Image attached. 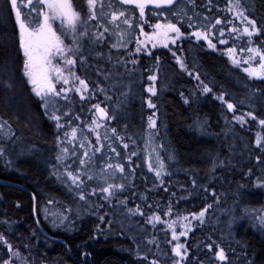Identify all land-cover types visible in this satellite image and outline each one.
Wrapping results in <instances>:
<instances>
[{"label": "trees", "instance_id": "1", "mask_svg": "<svg viewBox=\"0 0 264 264\" xmlns=\"http://www.w3.org/2000/svg\"><path fill=\"white\" fill-rule=\"evenodd\" d=\"M83 1L72 3L85 14ZM103 2L107 11L108 0ZM230 2L235 0H194V4L192 0H180L188 15L168 14L184 34L186 41L177 46L175 55L188 74L168 58L171 52L167 49L148 58L139 57L136 71L124 73L134 34L131 42L119 49L111 47L115 35L106 34L101 44L91 37L86 42L90 48L86 58L96 73L84 74L85 80L91 89H104L103 93L119 106L116 121L125 126V134L137 139L135 152L143 156L147 153L145 87L147 77L156 76V95L149 100L156 105L155 141L167 175L157 178L148 172L141 174L135 167L129 184L113 189L108 197L100 191L101 184L88 178L82 180L81 192H77V185L71 187L59 180L52 163L42 157L54 156L50 147L60 134L52 133L51 124L20 77L23 64L18 27L9 0H0V123L12 132L11 136L23 137L32 153L28 159L17 161L27 150L18 147L11 137L3 146L0 142V182L7 184L0 185V234L13 249L31 256L37 264H152L153 260L174 264L169 234L146 217L153 214L162 218L169 208L173 213L193 214L211 205L203 226L188 234L187 256L181 264H264V229L254 219L264 209V147H256L254 126L239 127L216 99L223 96L225 103L234 105V115L251 113L259 123L264 119V80L233 68L224 54L204 42H195L191 35L193 31H207L212 43L224 45V50L235 47L240 58H247V53L239 50L249 46L248 38L229 31ZM242 4L261 30L252 37L251 46L264 48V0H242ZM151 11L146 9L150 23L164 22L163 15L153 16ZM216 19L222 23L212 27ZM221 39L227 43L221 44ZM204 85L212 91L203 93ZM71 107L72 120L90 121V111L84 104L73 101ZM103 141L100 135L98 148ZM95 142L89 145L91 151ZM80 193L85 195L84 200L79 199ZM139 207L142 215L136 213ZM63 217L67 219L60 223ZM35 221L61 243L43 238ZM220 249L226 256L224 261L216 258ZM9 255L0 245V264Z\"/></svg>", "mask_w": 264, "mask_h": 264}, {"label": "snow or ice", "instance_id": "2", "mask_svg": "<svg viewBox=\"0 0 264 264\" xmlns=\"http://www.w3.org/2000/svg\"><path fill=\"white\" fill-rule=\"evenodd\" d=\"M194 4V0H192ZM211 2V0H209ZM10 10L14 14V21L18 27V38H19V48L22 51L24 62V76L27 78L28 83L32 86V91L37 97L43 102V106L46 111L51 108L50 119L56 122V128L60 129L64 127L60 123L62 117L58 115L59 109L57 108L58 99H68V92L75 91L81 100H85V92H88V84L82 78L75 74L72 69L77 64V57L81 55L82 45L81 40L84 37H91L93 42H100L106 39V34L115 35L116 41L112 43L111 47L119 49L121 47H126V44L130 41L133 35L132 30L138 28L139 32L136 36V49L135 53L139 54L142 50L148 55H152L151 51L148 49L149 44L152 48L157 47V44L167 48L169 43L175 44L177 40H180L184 35L181 32L180 27L177 23L172 22L168 19V14L173 16H187L185 11V5L179 4L178 0H108L107 11H104L105 4L103 0H87V14H83L79 10L75 9L72 0H9ZM101 11L97 12V6ZM175 5V7H173ZM246 5L242 4V0H235V2H230L229 11L235 12L234 19L240 21V26H232L229 31L231 33H239L240 36H245L248 38L247 47H241V53H247L246 59H236L237 49L235 47H229L227 53L232 63L235 66H240L241 63L248 65L243 68V71L250 77L259 80H264V48L258 46H251L253 44L252 37L260 34V29L257 27L256 21L250 19L245 15ZM25 9L27 11H25ZM146 9H151V14L153 16H164V22H154L150 23L146 18ZM166 10L157 12L155 10ZM138 13V16H137ZM191 21V17L188 18ZM207 19V17H205ZM90 21H95L96 24L93 26L97 29H102V31L91 32L88 28ZM220 19L215 20V25L221 24ZM229 24L233 21L229 20ZM144 24H149L152 28V32L149 34L144 30ZM111 25V27H109ZM125 27H121V26ZM189 23V27H191ZM196 40H205L208 42V46L215 49L216 45L212 43L209 39V34L207 31H193L191 33ZM225 35L224 31H220V36ZM70 37V43L66 44L65 40ZM140 37H144L143 40ZM239 38V37H237ZM221 44L227 43L225 39L220 40ZM175 55V53H173ZM83 63V61H81ZM131 63L136 64L137 61L133 59ZM157 63L159 61L157 60ZM177 63L180 64L181 69L185 68V65L177 58ZM149 80L155 81V75H149ZM199 79V76L196 77ZM69 87H60L57 89V84ZM104 92V89H99ZM152 96L156 95V90L154 87H149L147 89ZM211 88L204 85L202 88L203 93L211 92ZM221 102H224V97H218ZM185 103H188L185 100ZM95 109L96 117L91 121V124L87 126L88 132L96 133V141L99 143L100 135L97 129L102 128L103 125L99 122L100 120L109 119V113L107 110L99 103L92 105ZM149 108H155L156 105L151 100L148 101ZM227 109L229 111H235L234 105L232 103H227ZM64 115H67L65 113ZM252 120H256V116L249 113ZM153 116L149 117V128H156V120ZM114 118V116L112 117ZM79 119V117H77ZM238 123L242 126L245 123V119L242 116L235 118ZM259 125L264 128V119L259 120ZM3 124H0V131L3 130ZM112 133L115 135L116 129H112ZM65 141L71 144L73 141L77 140L78 130L77 128H72L70 133L65 132ZM256 147H264V137L259 134L256 137ZM91 144L88 137L82 132L80 134V147L86 148ZM110 150L115 152L116 149L109 145ZM125 149L128 148V144H123ZM95 151H100L96 148ZM69 153L67 147H63L60 153L57 154L56 160L58 162L66 159ZM0 155H3V151L0 150ZM83 157L86 159H80L79 163L81 166L85 165L87 161H90L88 151L83 152ZM119 155V153H117ZM132 155H136L135 152ZM172 157L169 156V159ZM158 167L155 169V175L160 178L162 175H167L165 171L164 162L157 155ZM215 167V166H214ZM107 168H113L120 173L125 171L124 167L120 164L113 165L112 163L107 164ZM153 170V165L149 163V171ZM87 174V173H85ZM66 176L72 181L74 185L82 183L78 175H74L72 171H66ZM89 180L93 179L92 175H88ZM59 179V177H58ZM195 180H193V185L195 186ZM113 188H123V185H114L112 183H107V186L101 187L100 191L106 196L110 197L113 195ZM205 191H207L205 189ZM92 194H95L93 190ZM214 195V194H213ZM80 200L85 199V195L81 193L79 195ZM211 207V205H208ZM207 212V208L200 211L199 214H193V219L199 221L201 224L204 222V216ZM143 213H141L142 215ZM166 215H171V208L166 213ZM66 217L59 218L60 223ZM188 217H178L168 224V229L171 231L172 240L179 241L181 236H186L188 232L193 230V226L189 221L186 224H181L184 231H181L179 235L176 231V226L180 221H188ZM259 226L264 228V216L258 217ZM151 221L162 223L159 216H153ZM55 222V221H54ZM0 242H3L7 248L10 257L15 258L20 261V264H29L27 258L22 257L19 250L13 251L11 244L0 236ZM209 251H211L212 246H208ZM172 252L176 257L179 258L174 264H180L184 261L187 256V248L183 243L177 242L172 249ZM216 258L220 261L226 259L223 249H220L216 253ZM2 264H14L12 258L2 261ZM152 264H157V261L153 260Z\"/></svg>", "mask_w": 264, "mask_h": 264}, {"label": "rangeland", "instance_id": "3", "mask_svg": "<svg viewBox=\"0 0 264 264\" xmlns=\"http://www.w3.org/2000/svg\"><path fill=\"white\" fill-rule=\"evenodd\" d=\"M84 5V10L86 11L85 14H87V0L83 1ZM25 11H27L25 9ZM246 15V12H245ZM235 16V12H229L228 17L229 20H232L233 23L230 24L231 27L232 26H240L242 27V25H240V21L237 19H234ZM96 24L95 21H90L88 24V28L91 32H96L99 31V29L93 27ZM125 27V26H124ZM145 32L147 33H151L153 30L150 26H145L144 27ZM133 34H134V38L132 41V46L130 48V52L127 54L126 58V63L123 66L124 67V73H131L132 71H136L137 69V63L133 64L131 63V61L133 59H135L136 61H138L139 57H144V58H148L151 57V55L146 54L145 51H141L139 54L135 53V49H136V36L138 35L139 29L136 28V31L134 32L132 30ZM183 37L180 40H177L175 44L169 43L168 47L165 48L159 44H157V47L152 48L151 44H149L148 49L151 51L152 54H156L158 53L160 50L162 49H167V51H170L171 54L168 56L169 59H171L172 62H174L177 67L179 68V70H181L182 72L188 74V71L186 68H184L183 70L180 67V64L177 63V57L176 55H173V53H175V49L177 48V46H179L183 41ZM90 36L89 37H84L81 40V45H82V52L81 55L77 57V64L75 65V67L72 69V71L75 72L76 75H78L80 78L85 80V75L86 73H96L93 64L90 63V59H87L86 57V53H88V51H90L89 47H86V42L89 41ZM141 40L144 39V37H140ZM193 39L195 42H204L205 45L208 46V42L205 40H196V38L193 36ZM183 40V41H182ZM65 43L68 44L70 43V37L67 38L65 40ZM99 44H101V42H98ZM215 44V43H213ZM216 47L214 50L220 51L222 54H224L228 61L230 62V64L233 66V68H236L237 70L244 72L243 68L247 67L248 65H245L243 63L240 64V66H235L231 59L229 58V55L227 53V50H224L223 47H221L219 44H215ZM18 47H19V38H18ZM209 47V46H208ZM210 48V47H209ZM20 49V48H19ZM85 51V52H84ZM21 52V59H22V64L24 62V57ZM93 58V57H92ZM236 59H242L240 58L238 55H236ZM246 59V58H243ZM179 60L181 61V59L179 58ZM81 61H83V63H81ZM182 62V61H181ZM91 64V65H90ZM153 71L155 72V69L153 68ZM24 69H23V65H22V70L20 73V77L29 93V95L32 97V99L34 100V102L36 103V106L39 108L38 110L42 113L43 112V116L45 119H47L49 121V123L51 124V131L52 133H59L60 137H57L55 139V141L52 142L51 144V150H54V156L53 153H51V157L47 155L46 161L48 160V162L52 163V169L54 171V174L59 177V180L63 179L65 181L66 184H68V186L71 187H75L76 185H74L72 183L71 180H69L66 176V171H72L74 175H78L80 177V180L82 181L83 179H87L86 174L84 173H88L89 175L93 176V181H95L97 183V185L101 184V187H105L107 186V183H112V184H116V185H128L129 181L132 180V175L134 174V171H136L134 168H139L140 169V173L142 174L143 172H148L151 174H155V169L158 167L157 164V150H158V146L156 145V141H155V129H151L149 128V117L153 116V108H149L148 107V101H149V97H152L151 93L147 91V89L149 87H154L155 88V81H151L148 79L147 77V85L145 87V93H146V102H145V109L147 110V118H146V123H145V127L146 128V132H145V143L144 146L147 147V153L143 156V155H139L135 152V148L138 147V142L137 139L134 138V136L132 135H127L125 134V126H121L118 124V122L116 121L118 118V105L115 104L113 101V99L106 95L105 93L101 92L99 89H91L89 83L86 81V83L88 84V92H85L84 95L86 97L85 100H81L80 96L73 90L68 92V99L64 100V99H58L57 101V108L59 109V112L57 113L58 115H61L62 119L60 121L61 124L64 125V127L57 129L56 128V122L51 120L49 117L51 115V111L52 109L49 108L47 111L43 106V102L40 100L39 97H37L35 95V93L32 91V86L31 84L28 83L27 78L24 76L23 74ZM245 73V72H244ZM96 80V77H95ZM57 89H59L60 87H62L63 85L61 84H57ZM63 87H69V86H63ZM10 99H14L12 96ZM112 99V101H111ZM216 99L219 101L220 106H222V108L227 111L229 114H231V119L233 121H235L239 127L241 128H246L250 125L254 126V132L255 133V138L257 137V135L259 134L260 136L264 137V128H262L259 123L255 120H252L251 117L249 115L243 114L241 115L242 117H244L245 119V123L243 124V126L237 122V120L235 119L236 117H238L237 115H234L233 111H229L227 109V103L225 102H221V100L218 99V97H216ZM73 101H76L80 104H84L85 107L87 108V110H89L90 112L88 113L89 115V119L90 121L87 122H77L76 119L72 120L73 117V109L71 107V104ZM99 103L101 105V107L105 108L107 110V112L109 113V119H107L105 122H100L103 127L97 129V131L99 132V135L103 136V146L102 148L100 147V151H95V150H90V146L88 145L86 148H81L80 145V134L81 132L86 135L88 137V140H91V144L93 145L94 141H96V133L94 132H88L87 131V126L91 124V121L95 116V109L92 107V105ZM65 113H67V115H64ZM114 116V118H112ZM154 118V117H153ZM116 121V122H115ZM3 124V123H0ZM4 126V124H3ZM120 126V128H119ZM118 127V130H117ZM72 128H77L78 130V137L76 141H73L71 144L66 143L65 141L67 140V137H65L64 133L67 131L70 133ZM115 128L116 129V133L115 135L112 133V129ZM12 132L8 131V129L4 126L3 130L0 131V142L3 143L8 141L9 138L11 137V140H13L18 147H21L26 151V153L24 155H20L19 159H17V161H23L24 157H30L32 153H30L29 148H31V146L28 145V143H26L20 136H11ZM55 136V135H54ZM54 136H52L54 138ZM143 142V141H142ZM128 144V148L132 147V152L130 150L125 149L123 147V144ZM14 144V143H13ZM109 145H111L112 148H115L116 151L113 152L110 150ZM0 146V147H2ZM28 146V147H27ZM100 146V143H97V141L95 142V148H98ZM63 147H67L69 149V153L66 157V159H64L61 162H58L56 160V156L58 153H60L61 148ZM94 147V146H93ZM8 149L10 147H7ZM49 148V149H50ZM32 150V149H31ZM33 150H36L33 148ZM84 151H88L89 153V157L91 158L90 161H87L85 165L81 166L79 163L80 159H86L85 157H83V152ZM91 152H94L93 155H90ZM135 152L136 155H132V153ZM117 153H119V155H117ZM39 156H41V153H38ZM53 156V157H52ZM15 161V162H17ZM108 163H112L113 165L115 164H120L124 167L125 171L123 173H120L119 171H116L113 168H107V164ZM149 163H151L153 165V170L149 171ZM60 165V169L61 171L58 170V166ZM79 171V172H78ZM60 174V175H59ZM82 187V183H79L75 188L77 189V192H81L80 189ZM116 189V188H113ZM81 194V193H80ZM131 199L134 198V192H132L130 194ZM133 203L135 202L134 200H132ZM137 203V202H135ZM205 208L208 209V207H204L202 210H204ZM199 210L193 214H199L200 211ZM169 211V209H167L166 213ZM137 214H141V207H139V209L136 211ZM193 214H179V213H173L171 211V215H166L164 217L161 218L162 223H157V222H153L151 221V218L153 216L152 215H148L146 218L149 219L148 222L155 224L156 226L160 225L159 227H155L156 228H160L161 227V231H163L164 233L167 232L169 234L170 240H171V249H173V247L175 246V244L177 242L179 243H183L185 245V241L188 239V234L191 233L194 228L196 227H200L203 226V224L206 221V213L204 216V222L203 224H201L199 221L194 220L193 219ZM187 216L189 219L188 221H180L178 222L177 226H176V231L177 234L179 235V233L181 231H184V228L181 227V224H186L189 221L191 222L192 226H193V230L188 232L186 236H181L179 241H174L172 240V236H171V231L168 229V224L171 223L173 220H176L178 217H184ZM264 216V209L262 211H260V213L257 214V216L254 218L257 225H259V219L258 217H262ZM264 229V228H263ZM1 236V234H0ZM1 246H5L3 242H0ZM17 249H13V251H16ZM20 252V251H19ZM173 257H174V261H178L179 258L176 257L174 255V253L172 252ZM22 257L27 258L29 264H37L36 262H33V258L29 255H26L25 253L21 254ZM10 257V255H9ZM14 260V264H20L19 260H16L13 257H10ZM9 258V259H10ZM183 261L180 262V264Z\"/></svg>", "mask_w": 264, "mask_h": 264}, {"label": "water", "instance_id": "4", "mask_svg": "<svg viewBox=\"0 0 264 264\" xmlns=\"http://www.w3.org/2000/svg\"><path fill=\"white\" fill-rule=\"evenodd\" d=\"M114 1L116 2V0H114ZM179 1H180V0H178V2H179ZM157 10H159V9H157ZM95 116H96V112H95ZM105 121H106V120H100L99 122H105ZM0 185H4V186H6L7 184H3V183L0 182ZM35 226H36V229H37L38 233H39L43 238H45V239H47V240H49V241H52V242L61 243V241L56 240L55 238H53V237L49 236L48 234H46V233L40 228V226L38 225L37 221H35Z\"/></svg>", "mask_w": 264, "mask_h": 264}]
</instances>
